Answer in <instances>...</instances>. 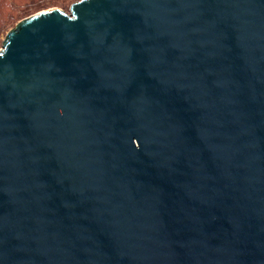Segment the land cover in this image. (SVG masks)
I'll list each match as a JSON object with an SVG mask.
<instances>
[{"label": "water", "instance_id": "obj_1", "mask_svg": "<svg viewBox=\"0 0 264 264\" xmlns=\"http://www.w3.org/2000/svg\"><path fill=\"white\" fill-rule=\"evenodd\" d=\"M0 264H264V0H80L16 23Z\"/></svg>", "mask_w": 264, "mask_h": 264}, {"label": "rangeland", "instance_id": "obj_2", "mask_svg": "<svg viewBox=\"0 0 264 264\" xmlns=\"http://www.w3.org/2000/svg\"><path fill=\"white\" fill-rule=\"evenodd\" d=\"M78 1L80 0H0V49L6 33L22 19L51 8L68 12L69 7Z\"/></svg>", "mask_w": 264, "mask_h": 264}, {"label": "trees", "instance_id": "obj_3", "mask_svg": "<svg viewBox=\"0 0 264 264\" xmlns=\"http://www.w3.org/2000/svg\"><path fill=\"white\" fill-rule=\"evenodd\" d=\"M3 2H7V0H3ZM13 18H14V17H12V19H11V20H13Z\"/></svg>", "mask_w": 264, "mask_h": 264}]
</instances>
